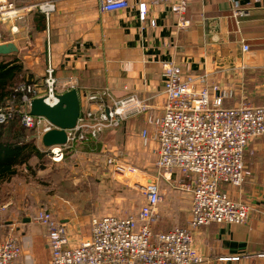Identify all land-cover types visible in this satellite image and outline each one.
I'll return each mask as SVG.
<instances>
[{
    "label": "crops",
    "instance_id": "obj_1",
    "mask_svg": "<svg viewBox=\"0 0 264 264\" xmlns=\"http://www.w3.org/2000/svg\"><path fill=\"white\" fill-rule=\"evenodd\" d=\"M1 1L23 8L44 0ZM51 1L56 9L49 19L37 9L25 12L22 19H4L0 14V43L13 42L18 47V52L7 54L5 59L17 58L24 72L34 73L40 79L38 85H42L41 95L47 94L44 80L52 67L56 92L77 88L82 111L99 108V103L88 101L90 94L106 90L115 98L137 94L150 110L103 133L120 134L129 148L133 136L142 135L144 130L153 135L155 126L149 123L150 117L163 115L165 62H174L183 76L195 78L198 88L218 85L230 92L226 107L264 106V0H193L186 9V24L173 12L171 2L130 0L124 10L102 13L97 0ZM142 3L147 5L144 18ZM244 44L249 45L248 51L243 50ZM39 143L44 146L38 136ZM37 161L33 158L31 163ZM245 164L251 172L246 181L239 187L225 184L223 189L233 200L251 206L250 219L241 224L213 222L193 229L194 243L206 257L201 264H264V256H260L264 254V135L248 146ZM24 169L27 171V166ZM16 179L0 184L2 203L15 197L8 185ZM140 199L142 207V193ZM164 202L166 195L161 210H165ZM178 207L175 202L173 209ZM191 207L192 201L181 225L162 228L155 226L160 219L158 210L154 230L187 226ZM59 221L71 228L84 224L75 216ZM89 226L87 233L91 234V220ZM11 229L22 247L20 264L49 263L51 248L46 227L24 216L21 223L13 222ZM71 233L74 243H78L77 235Z\"/></svg>",
    "mask_w": 264,
    "mask_h": 264
},
{
    "label": "built area",
    "instance_id": "obj_2",
    "mask_svg": "<svg viewBox=\"0 0 264 264\" xmlns=\"http://www.w3.org/2000/svg\"><path fill=\"white\" fill-rule=\"evenodd\" d=\"M153 1L171 2L180 22L187 23L186 9L193 0ZM97 3L99 10L106 13L128 8L130 0H97ZM35 9L49 19L56 5L44 0L18 8L12 2H0L4 19H22L25 12ZM140 11L144 18L146 3L140 5ZM249 48L248 44L243 45L244 51ZM54 71L52 67L47 69L46 95H41L42 86L19 85L22 107L19 110L0 107V123L13 120L19 113L23 125L34 129L41 139L44 133L56 128L46 118L30 113L34 97L46 96L52 105L58 101ZM163 77V115L149 118V123L155 126L152 137L158 142L157 172L148 173L117 157L109 159L117 175L132 177L145 203L136 215L92 218L91 234L78 243H74V235L65 223L57 220L51 211L39 209L34 221L47 228L51 248L47 264H201L206 257L194 243L193 229L213 222L241 224L249 221L251 206L233 200L223 185L239 187L251 174L245 164V153L253 139L264 135V106L226 107L224 102L231 96L230 92L218 85L198 88L195 78L183 76L174 62L163 64ZM103 97L110 101L105 102ZM87 99L90 103H99V108L81 112L76 127L66 130L65 143L44 146L46 156L53 162H60L79 144L97 140L105 131L117 129L151 108L135 93L115 98L106 90L90 94ZM142 135L149 136L146 130ZM178 172L182 174L181 180L177 179ZM163 178L191 192L192 207L187 226L156 232L155 218L165 195L160 185ZM21 255L22 247L15 235L10 234L0 243V264H20Z\"/></svg>",
    "mask_w": 264,
    "mask_h": 264
},
{
    "label": "rangeland",
    "instance_id": "obj_3",
    "mask_svg": "<svg viewBox=\"0 0 264 264\" xmlns=\"http://www.w3.org/2000/svg\"><path fill=\"white\" fill-rule=\"evenodd\" d=\"M34 137L37 142L38 134ZM130 145L129 148L122 143L120 134H103L93 143L79 144L60 162H53L45 156L41 161L44 168L37 170L35 176L24 169L8 185L16 194L13 200L9 203L5 200L3 204L0 199V243L13 233V222L21 223L24 216L34 220L41 207L49 208L58 220L80 217L84 222L82 227L68 226L77 235V240L90 235L87 232L94 217L136 215L142 205L141 193L131 176L115 173L109 159L117 157L130 166L155 174L158 142L150 135L145 138L139 134L133 136ZM39 146L44 149L41 143ZM160 185L166 192V206L165 210L159 208L160 219L155 223L156 228L181 225L187 217L191 193L171 186L166 180H161ZM1 192L0 189V195ZM175 202L179 204L178 209H173Z\"/></svg>",
    "mask_w": 264,
    "mask_h": 264
},
{
    "label": "trees",
    "instance_id": "obj_4",
    "mask_svg": "<svg viewBox=\"0 0 264 264\" xmlns=\"http://www.w3.org/2000/svg\"><path fill=\"white\" fill-rule=\"evenodd\" d=\"M7 56L9 55H0V107H14L19 110L22 107L20 99L22 93L17 89L19 84L25 82L36 87L42 85H38L40 79L36 78L34 73L24 72V66L17 58L8 60L5 59ZM35 134L37 132L34 129L23 125L19 113H16L13 120L0 123V184L11 181L13 177H19L24 166L28 168L27 173L33 176L36 175L37 170H43L41 161L46 156V152L37 144ZM92 141L95 140L90 139L87 142ZM33 158L38 159L35 165L31 163ZM177 179H182L180 172L177 173ZM166 181L171 186L186 191L176 182ZM41 208L49 210L47 207Z\"/></svg>",
    "mask_w": 264,
    "mask_h": 264
},
{
    "label": "water",
    "instance_id": "obj_5",
    "mask_svg": "<svg viewBox=\"0 0 264 264\" xmlns=\"http://www.w3.org/2000/svg\"><path fill=\"white\" fill-rule=\"evenodd\" d=\"M18 52V47L13 42L0 43V55ZM58 101L50 104L46 96L31 99L30 113L37 117H44L56 126L42 136L44 146L63 144L67 140V129L76 127L81 116V98L77 88H72L63 93H57Z\"/></svg>",
    "mask_w": 264,
    "mask_h": 264
}]
</instances>
